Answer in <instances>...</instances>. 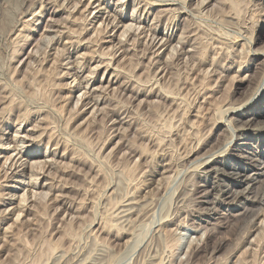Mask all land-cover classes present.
<instances>
[{"label": "rangeland", "instance_id": "1", "mask_svg": "<svg viewBox=\"0 0 264 264\" xmlns=\"http://www.w3.org/2000/svg\"><path fill=\"white\" fill-rule=\"evenodd\" d=\"M89 1L0 0V264H264V0Z\"/></svg>", "mask_w": 264, "mask_h": 264}, {"label": "bare ground", "instance_id": "2", "mask_svg": "<svg viewBox=\"0 0 264 264\" xmlns=\"http://www.w3.org/2000/svg\"><path fill=\"white\" fill-rule=\"evenodd\" d=\"M5 1H6V0H5ZM90 1H91V0H90ZM90 1H89V2H90ZM96 1H97V0H96ZM99 1H100V0H99ZM119 1H120V0H119ZM170 1H171V0H170ZM209 1H210V0H209ZM3 2H4V1H3ZM65 2H66V0H65ZM97 2H98V1H97ZM158 2H159V1H158ZM162 2H164V1H162ZM204 2H205V1H204ZM206 2H207V1H206ZM73 3H74V2H73ZM155 3H156V2H155ZM201 3H203V1H201ZM0 4H1V3H0ZM41 4H42V3H41ZM165 4H166V3H165ZM57 5H58V4H57ZM60 5H61V4H60ZM73 5H74V4H73ZM77 5H78V4H77ZM200 5H201V4H200ZM200 5H199V6H200ZM202 5H203V4H202ZM33 6H34V5H33ZM62 6H63V5H62ZM62 6H61V7H62ZM69 6H70V5H69ZM99 6H102V4H99ZM162 6H166V5H163V3H162ZM139 7H140V6H139ZM145 7H146V6H145ZM200 7H201V6H200ZM56 8H57V7H56ZM168 8H169V7H168ZM183 8H184V7H183ZM183 8H182V9H183ZM60 9H61V8H60ZM63 9H64V8H63ZM65 9H66V8H65ZM72 9H73V8H72ZM101 9H102V8H101ZM27 10H28V9H27ZM58 10H59V9H58ZM94 10H95V9H94ZM142 10H143V9H142ZM175 10H176V9H175ZM179 10H180V9H179ZM33 11H34V10H33ZM55 11L57 12L56 9H55ZM61 11H62V10H61ZM65 11H66V10H65ZM71 11H72V10H70V12H71ZM157 11H158V10H157ZM56 12H53L52 14L55 15ZM83 12H84V11H83ZM164 12H165V11H163V13H164ZM166 12H167V11H166ZM36 13H37V12H36ZM81 13H82V12H81ZM160 13H162V12H160ZM169 13H170V12H169ZM42 15H43V14H42ZM54 15H52V17H53ZM67 15H68V14H67ZM69 15H70V14H69ZM109 15H110V14H109ZM113 15H114V14H113ZM133 15H134V14H133ZM169 15H170V14H169ZM25 16H26V15H25ZM159 16H160V15H159ZM167 16H168V15H167ZM172 16H173V15H172ZM74 17H75V16H74ZM114 17H115V16H114ZM86 18H87V17H86ZM86 18H85V19H86ZM139 18H140V17H139ZM43 19H44V17H43ZM67 19H68V18L66 17L65 20H67ZM75 19H77V18H75ZM75 19H74L73 21H76ZM88 19H89V18H88ZM97 19H98V18H97ZM112 19H114V18H112ZM48 20H50V22H52V19H48ZM53 20H54V19H53ZM55 20H56V19H55ZM131 20H134V21H135V19H133V18H132ZM156 20H157V19H156ZM159 20H160V19H159ZM21 21H23V20H21ZM57 21H58V20H57ZM102 21H103V20H102ZM111 21H112V20H111ZM37 22H38V21H37ZM53 22H54V21H53ZM59 22H60V21H59ZM137 22H138V20H137ZM141 22H142V21L139 20L138 23L140 24ZM25 23H27V22H25ZM39 23H40V22H39ZM73 23H74V22H73ZM122 23H123V19L121 18V19H119V22L117 23V25L119 26V25L122 24ZM156 23H157V22H156ZM17 24H18V23H17ZM54 24H55V23H54ZM70 24H72V23H70ZM81 24H82V23H81ZM14 25H15V28H16V24H14ZM51 25H52V24H51ZM51 25H50V26H51ZM84 25H85V24H84ZM105 25H106V24H105ZM108 25H109V24H108ZM125 25H126V24H125ZM137 25H138V24H137ZM137 25H136V26H137ZM118 26H116V28H117ZM159 26H160V25H159ZM21 27H22V25H21ZM65 27H66V26H65ZM67 27H68V26H67ZM105 27H106V26H105ZM129 27H130V26H129ZM132 27H133V26H132ZM154 27H157V26H154ZM154 27H153V28H154ZM12 28H13V27H12ZM15 28H14V29H15ZM55 28H56V27H55ZM57 28H58V27H57ZM136 28H137V27H136ZM141 28H142V27H141ZM175 28H176V27H175ZM52 29H53V28H52ZM65 29H66V28H65ZM65 29H64V31H66L68 28H67L66 30H65ZM104 29H105V28H104ZM128 29H129V28H128ZM128 29H127V30H128ZM131 29H132V28H131ZM137 29H139V28H137ZM137 29H136V31H137ZM44 30H45V29H44ZM47 30H48V29H47ZM81 30H82V29H81ZM102 30H103V28H102ZM102 30H101V31H102ZM132 30H134V29H132ZM139 30H140V29H139ZM139 30H138V31H139ZM165 30H166V29H165ZM51 31H52V30H51ZM62 31H63V30H62ZM129 31H130V29H129L128 31H123V33H124V32H129ZM152 31H153V30H152ZM155 31H156V30H155ZM11 32H12V31H11ZM17 32H18V31H17ZM43 32H44V31H43ZM60 32H61V31H60ZM68 32H69V31H68ZM70 32H72V31H70ZM70 32H69V34H70ZM48 33H49V32H48ZM134 33H135V32H134ZM136 33H137V32H136ZM142 33H143V32H142ZM164 33H165V32H164ZM125 34H126V33H125ZM56 35H57V34H56ZM60 35H61V33H60ZM128 35H129V34H128ZM130 35H131V34H130ZM155 35H156V34H155ZM43 36H44V35H43ZM121 36H122V34H121ZM125 36H126V35H125ZM147 36H148V35H147ZM147 36H146V37H147ZM157 36H158V35H157ZM188 36H189V35H188ZM54 37H55V36H54ZM152 37H154V36H152ZM160 37H162V36H160ZM160 37H159V38H160ZM164 37H165V36H164ZM164 37H163V40H162V42H163V43H162V46L160 47V46L158 45L159 48H162V49H163V48H166V45L168 44V43H167V42H168V38H167V40L165 39L166 41L164 42ZM181 37H182V36H181ZM181 37H179V38H181ZM183 37H186V35L184 36V34H183ZM183 37H182V38H183ZM43 38H44V37H43ZM47 38H48V37H47ZM49 38H52V36L49 37ZM60 38H61V37H60ZM125 38H126V37L123 36L122 39H125ZM127 38H128V37H127ZM135 38H136V36H135ZM147 38H148V37H147ZM44 39H46V38H44ZM194 39H196V38H194ZM53 40H54V38H53ZM58 40H59V39H58ZM118 40H119V39H118ZM125 40H126V39H125ZM131 40H132V39H131ZM134 40L136 41L137 39H134ZM147 40H148V39H147ZM177 40L179 41V39H177ZM181 40H182V39H181ZM46 41H47V40H46ZM120 41H121V40H120ZM123 41H124V40H123ZM156 41H158V40H156ZM44 42H45V41H44ZM130 42H131V41H130ZM150 42H151V41H150ZM153 42H154V40H153ZM153 42H152V43H153ZM158 42H159V41H158ZM179 42H181V41H179ZM195 43H197V42H195ZM71 44H72V43H71ZM128 44H129V43H128ZM150 44H151V43H150ZM155 44H156V43H155ZM63 45H64V44H63ZM123 45H124V43H123ZM185 45H186V44H185ZM196 45H197V44H196ZM111 46H112V45H111ZM118 46H119V44H118ZM148 46H149V45H147V47H148ZM151 46H153V45H151ZM173 46H174V45H173ZM192 46H193V45H192ZM167 47H168V46H167ZM176 47H177V45H176ZM194 47H195V46H194ZM156 48H157V47H156ZM171 48H173V47L171 46ZM178 48H179V47H178ZM180 48H181V47H180ZM180 48H179V49H180ZM192 48H193V47H192ZM65 49H66V48H65ZM67 49H68V48H67ZM162 49H160V50H162ZM190 49H191V48H190ZM197 49H198V48H197ZM197 49H196V50H197ZM146 50H147V49H146ZM154 50H155V48H154ZM104 51H105V50H104ZM115 51H116V50H115ZM124 51H125V50H124ZM126 51H127V50H126ZM126 51H125V52H126ZM128 51H129V50H128ZM149 51H150V50H149ZM157 51H158V50H157ZM170 51H171V50H170ZM172 51H173V50H172ZM174 51H175V50H174ZM176 51H177V50H176ZM189 51H191V50H189ZM189 51H188V52H189ZM116 52H117V51H116ZM147 52H148V50H147ZM166 52H168V51H166ZM178 52H179V51H178ZM181 52H182V51H181ZM185 52H186V51H185ZM193 52H194V51H193ZM109 53H110V52H109ZM109 53H108V54H109ZM154 53L157 54L156 52H154ZM171 53H172V52H171ZM182 53H183V52H182ZM190 53H192V52H190ZM194 53H195V52H194ZM194 53H193V54H194ZM101 54L103 55V52H102ZM104 54H105V52H104ZM106 54H107V53H106ZM108 54H107V55H108ZM150 54H151V53H150ZM177 54H178V53H177ZM107 55H105V56H107ZM168 55H169V54H168ZM194 55H195V54H194ZM100 56H101V55H100ZM103 56H104V55H103ZM148 56H149V55H148ZM170 56H172V54H171ZM181 56H182V55H181ZM112 57H113V55H112ZM155 57H156V56H155ZM172 57H176V56L174 55V56H172ZM185 57H186V56H185ZM150 58H152V57H150ZM153 58H154V57H153ZM178 58H179V57H178ZM111 59H112V58H111ZM121 59H122V58H121ZM124 59H126V58H124ZM168 59H169V58H167V60H168ZM193 59H194V58H193ZM109 60H110V59H109ZM112 60H113V59H112ZM148 60H149V59H148ZM22 61H23V60H22ZM157 61H158V60H157ZM107 62H108V61H107ZM111 62H112V61H111ZM111 62H110V63H111ZM117 62H120V63H121V61H117ZM154 62H155V61H154ZM162 62H163V61H162ZM162 62H161V63H162ZM164 62H165V60H164ZM103 63H104V62H103ZM105 63H106V62H105ZM110 63H109V64H110ZM155 63H156V62H155ZM165 63H166V62H165ZM74 64H75V63H74ZM106 64H107V63H106ZM117 64H119V63H117ZM163 64H164V63H163ZM149 65H150V63H149ZM153 65H155V64H153ZM78 66H79V65H78ZM105 66H106V65H105ZM108 66H111V64L108 65ZM114 66H115V65H114ZM165 66H166V65H165ZM81 67H82V66H81ZM117 67H118V66H117ZM162 67H163V66H162ZM114 68H115V67H114ZM122 68H123V67H122ZM122 68H121V69H122ZM106 69H108V68H106ZM95 70H96V69H95ZM116 70H118V69H116ZM116 70H115V71H116ZM159 70H160V69H159ZM159 70H158V71H159ZM117 72H118V71H117ZM90 73H92V71H91ZM122 73H123V72H122ZM238 73H239V72H238ZM69 74H70V73H69ZM93 74H94V73H93ZM112 74H113V73H112ZM112 74H111V75H112ZM156 75H157V74H156ZM112 76H113V75H112ZM155 77H156V76H155ZM162 78H163V77H162ZM253 78H254V77H253ZM115 79H116V77H115ZM120 79H121V78H120ZM113 80H114V79H113ZM134 80H135V79H134ZM137 81H138V80H137ZM249 81H250V80H249ZM251 81H252V80H251ZM99 82H100V81H99ZM125 82H127V81H125ZM140 83H141V82H140ZM140 83H139V84H140ZM156 83H157V82H156ZM107 84H113V81H109V83H107ZM126 84H127V83H126ZM122 85H124V84H122ZM127 85H128V84H127ZM132 85L134 86V83H133ZM107 86H108V85H107ZM107 86H105V87H107ZM138 86H139V85H138ZM258 86H259V85H258ZM103 87H104V86H103ZM125 87H126V86H125ZM154 87H156V86H154ZM259 87H260V86H259ZM102 89H103V88H102ZM105 89H107V88H105ZM137 89H138V88H137ZM149 89H150V88H149ZM152 89H153V88H152ZM103 90H104V89H103ZM103 90H102V91H103ZM132 90H133V89H132ZM256 91H257V93L254 94V96L252 97L253 99L256 98V97L259 95V93L261 92V89L256 90ZM256 91H255V92H256ZM88 92H89V91H88ZM94 92H95V91H94ZM131 92H132V91H131ZM103 94H104V93H103ZM137 94H138V93H137ZM157 95H158V94H157ZM99 96H100V95H99ZM92 97H93V96H92ZM96 97H97V96H96ZM163 97H164V96H163ZM101 98H102V95H101ZM166 98H168V97H166ZM169 98H170V97H169ZM175 98H176V97H175ZM94 99H96V98H94ZM164 99H165V98H164ZM172 99H173V98H172ZM253 99H252V100H253ZM167 100H168V99H167ZM248 100H249V99H248ZM249 101H250V100H249ZM249 101H248V102H249ZM89 102H90V101H89ZM94 103H95V102H94ZM89 104H92V103H88V106H89ZM96 104H98V103H96ZM96 104H95V105H96ZM92 105H93V104H92ZM245 105H246V104H245ZM245 105H244V104H242V105H240V106H236V105H235L236 108L234 107V110L231 109V111H234V112H235V111H236V112H240L241 110H243L242 108H244ZM93 106H94V105H93ZM95 107H97V105H96ZM95 107H94V108H95ZM230 108H232V107H230ZM99 109H100V108H99ZM223 109H224V108H223ZM92 111H94V110H92ZM99 111H101V110H99ZM231 111H230V112H231ZM94 114H95V112H94ZM94 114H93V115H94ZM219 114H220V113H219ZM222 114H223V113H222ZM254 114H255V113H254ZM256 114H259V110L256 111ZM239 115H242V114H239ZM244 115H246V114H244ZM95 116H96V114H95ZM17 118H18V117H17ZM254 118H255V117H254ZM254 118H253V119H254ZM24 119H25V118H23V120H24ZM19 120H20V117H19ZM116 120H117V119H116ZM113 121H114V120H113ZM115 122H116V121H115ZM120 122H121V121H120ZM229 122H230V121H229ZM17 123H18V122H17ZM253 123H254V122H253V121H250V120L245 121L244 124H242V127L240 128V132H241V131H243V132H250V131H252V130L255 131V130H257V129H259V130H263V131H264V126L259 127V125L255 126V127L252 129V127H253ZM258 123H260V122H258ZM258 123H257V124H258ZM22 124H23V123H22ZM229 124H230V123H229ZM232 124H233V123H232ZM261 125H262V123H261ZM193 129H194V128H193ZM231 129H232V128H231ZM238 129H239V128H238ZM234 130H235V127H234ZM255 132H256V131H255ZM233 135H234V134H233ZM17 137H18V136H17ZM234 137H235V136H234ZM234 137H232V138H234ZM240 137H241V136H240ZM0 139H1V138H0ZM22 139H23V137H22ZM13 140H14V139H13ZM14 142H15V141H14ZM30 143H31V142H30ZM231 143H232V142H231ZM48 144H49V143H48ZM228 144H229V143H228ZM38 145H39V144H38ZM240 145H241V147H243V144H240ZM47 146H48V145H47ZM47 146H46V147H47ZM18 147H19V145H18ZM18 147H17V148H18ZM22 147H23V146H22ZM20 149H21V148H20ZM46 149H47V148H46ZM242 149H243V148H242ZM18 150H19V148H18ZM245 151H247V150H245ZM15 152H16V151H15ZM21 152H22V151H21ZM21 152L19 151L18 156L21 155ZM231 152H232V151H231ZM226 153H227V152H226ZM250 153H251V152H250ZM250 153H249V154H250ZM218 154H219V153H218ZM246 155H247V154H246ZM252 155H253V153H252ZM214 156H217V155H212V154H211L210 157L213 158ZM255 156H256V155H255ZM247 157H250V156H247ZM247 157H246V158H247ZM16 158H17V157H16ZM49 158H50V157H49ZM212 158H210V160H212ZM215 158H216V157H215ZM240 158H241V157H240ZM9 159H10V158H9ZM254 159H255V158H254ZM257 159H258V158H257ZM14 160H15V159H14ZM203 160H204V159H203ZM8 161H9V160H8ZM48 161H49V159H48ZM198 161H199V160H198ZM200 161H201V159H200ZM205 161H206V162H205ZM245 161H246V160H245ZM257 161H258V160H257ZM57 162H58V161H57ZM204 162H205V164H208V162H210V161H209V158L206 159V160H204L203 163H204ZM262 162H263V161H262ZM11 163H12V162H11ZM13 163H14V162H13ZM36 163H37V162H36ZM47 163H48V162H47ZM52 163H53V162H52ZM169 163H170V162H169ZM244 163H245V162H244ZM247 163H248V162H247ZM48 164H49V163H48ZM59 164H60V163H59ZM59 164H57V165H59ZM196 164H197V163H196ZM198 164H199V163H198ZM251 164H252V163H251ZM259 164H260V163H259ZM13 165H14V164H13ZM34 165H35V164H34ZM38 165H40V164H38ZM57 165H56V166H57ZM192 165H193V164H192ZM3 166H4V165H3ZM31 166H32V165H31ZM40 166H41V165H40ZM213 166H214V165H213ZM4 167H5V166H4ZM4 167H3V168H4ZM11 167H12V166H11ZM34 167H35V166H34ZM34 167H33V168H34ZM36 167H37V166H36ZM38 167H39V166H38ZM41 167H43V162H42V166H41ZM247 167H248V166H247ZM254 167H255V166H254ZM12 168H13V167H12ZM31 168H32V167H31ZM39 168H40V167H39ZM39 168H38V169H39ZM55 169H56V168H55ZM171 169H172V168H171ZM36 170H37V169H36ZM41 170H42V169H41ZM43 170H44V169H43ZM167 170H168V169H167ZM169 170H170V168H169ZM209 170H210V169H209ZM173 171H174V170H173ZM204 171H205V170H204ZM248 171H249V169H246V168H244V167H240V168L238 169L237 176L241 178V179H240V180H241L240 183H241L242 181L248 183L247 180H249L248 178H250V177H249L250 175H248V176L246 175V173H247ZM251 171H252V170H251ZM256 171H257V170H256ZM34 172H35V171H34ZM37 172H38V171H37ZM41 172H42V171H41ZM47 172H48V171H47ZM162 172H163V171H162ZM176 172H178V171H176ZM210 172H211V171H210ZM38 173H39V172H38ZM38 173H37V175H38ZM43 173H44V172H43ZM52 173H53V172H52ZM52 173H51V174H52ZM202 173H203V172H202ZM256 173H259V172H256ZM6 174H7V172H6ZM32 174H33V173H32ZM32 174H31V175H32ZM45 174H46V173H45ZM167 174H169V173H167ZM176 174H177V173H176ZM227 174H228V173H227ZM251 174H252V173H251ZM48 175H49V173H48ZM164 175H165V174H164ZM35 176H36V175H35ZM237 176H236V177H237ZM255 176H256V175H255ZM255 176H254V177H255ZM30 177H31V176H30ZM177 177H178V176H177ZM247 177H248V178H247ZM38 178H40V177H37V179H38ZM162 178H163V177H162ZM164 178H166V177H164ZM233 178H234V177H233ZM255 178H256V177H255ZM37 179H36V180H37ZM46 179H47V178H46ZM166 179H167V178H166ZM36 180H35V181H36ZM161 180H163V179H161ZM164 180H165V179H164ZM238 181H239V180H238ZM161 182H162V181H161ZM161 182H160V183H161ZM255 182H256V181H255ZM32 183H33V182H32ZM35 183H36V182H35ZM237 184H239V182H237ZM242 184H243V183H242ZM252 184H253V183H252ZM34 185H36V184H33V186H34ZM37 185H38V184H37ZM43 185H44V184H43ZM157 185H158V184H157ZM249 185H250V184H249ZM257 185H258V184H257ZM246 186H247V185H246ZM250 186H251V185H250ZM43 187H44V186H43ZM50 187H51V186H50ZM257 187H258V186H257ZM34 188H35V187H34ZM46 188H47V187H46ZM54 188H55V187H54ZM60 188H61V187H60ZM62 188H63V187H62ZM245 188H246V187H245ZM50 189H51V188H50ZM242 189H243V188H242ZM262 189H263V188H262ZM48 190H49V189H48ZM61 190H62V189H61ZM221 191H222V190H221ZM259 191H260V190H259ZM263 191H264V190H263ZM29 192H30V191H29ZM236 192H237V191H236ZM255 192H256V189H255ZM255 192H254V193H255ZM35 193H36V192H34L33 195H35ZM242 193H243V192H242ZM259 193L261 194V192H259ZM48 194H49V193H48ZM50 194H51V193H50ZM57 194L59 195V193H57ZM207 194H208V192H207ZM248 194H249V193H248ZM40 195H41V194L39 193V196H40ZM232 195H233V194H232ZM238 195H239V193H238ZM255 195H256V194H255ZM31 196H32V195H31ZM41 196L43 197V191H42V195H41ZM46 196H47V195H46ZM59 196H61V195H59ZM37 197H38V196H37ZM37 197H36V198H37ZM56 197H57V196H56ZM62 197H63V196H62ZM244 197H245V196H244ZM31 198H32V197H31ZM43 198H45V197H43ZM46 198H47V197H46ZM231 198H232V197H231ZM24 199H27V198H24ZM54 199H55V198H54ZM54 199H53V200H54ZM219 199H220V198H219ZM234 199H235V198H234ZM34 200H35V198H34ZM36 200H37V199H36ZM36 200H35V203H37ZM50 200H51V199H50ZM241 200H242V198H238V199H236V202H235V204H234V205L236 206L235 208H241V209H243V207H242L243 205L240 206V204H242V203H241ZM244 200H245V199H244ZM22 201H23V200H22ZM22 201H21V203H23ZM24 201H25V200H24ZM57 201H58V200H57ZM216 201H217V200H216ZM221 201H222V200H221ZM247 201H248V200H247ZM256 201H257V200H256ZM259 201H260V200H259ZM25 202H26V201H25ZM25 202H24V203H25ZM128 202H129V201H128ZM135 202H136V201H135ZM135 202H134V203H135ZM21 203H19V204H21ZM52 203H53V202H52ZM126 203H127V202H126ZM129 203H130V202H129ZM229 203H230V202H229ZM232 203H233V202H232ZM19 204H18V205H19ZM124 204H125V203H124ZM127 204H128V203H127ZM136 204H137V203H136ZM211 204H212V203H211ZM18 205H17V206H18ZM24 205H26V204H24ZM71 205H72V204H71ZM21 206H22V205H20V207H21ZM213 206H214V205H213ZM18 207H19V206H18ZM20 207H19V208H20ZM23 207H24V206H23ZM26 207H27V206H26ZM71 207H72V206H71ZM128 207H129V206H128ZM130 207H132V206L130 205ZM130 207H129V208H130ZM229 207H230V206H229ZM261 207H262V206H261ZM233 208H234V207H233ZM253 208H254V207H253ZM255 208H257V206H256ZM23 209H25V208H23ZM57 209H58V206H57ZM70 209H71V208H70ZM122 209H125V207L122 208ZM131 209H132V208H131ZM241 209H240V211H241ZM257 209H258V208H257ZM19 210H20V209H19ZM19 210H18V212H19ZM25 210H26V209H25ZM28 210H29V209H28ZM76 210H77V209H76ZM79 210H80V209H79ZM243 210H244V209H243ZM254 210H256V209H254ZM14 211H15V209H14ZM244 211H245V210H244ZM77 212H78V210H77ZM119 212H120V211H119ZM127 212H128V210H127ZM148 212H149V210H148ZM249 212H250V209H249ZM259 212H260V210H259ZM19 213H20V212H19ZM28 213H29V212H28ZM129 213H130V210H129ZM146 213H147V212H146ZM6 214H7V213H6ZM123 214H125V212H124ZM123 214H122V215H123ZM126 214H127V213H126ZM126 214H125V215H126ZM131 214H132V213H131ZM148 214H149V213H148ZM210 214H211V213H210ZM242 214H243V213H242ZM250 214H251V213H250ZM257 214H258V213H257ZM117 215H118V214H117ZM125 215H124V216H125ZM128 215H129V214H128ZM207 215H208V214H207ZM238 215H239V213H238ZM244 215H246V214H244ZM20 216H21V215H20ZM126 216H127V215H126ZM122 217H123V216H122ZM234 217H235V216H234ZM263 217H264V215H263ZM18 218H19V216H18ZM253 218H254V217H253ZM16 220H17V219H16ZM16 220H15V222H16ZM253 220H254V219H253ZM261 220H262V219H261ZM18 221H19V220H17V222H18ZM263 221H264V220H263ZM17 222H16V223H17ZM19 222H20V221H19ZM19 222H18V223H19ZM16 225H17V224H16ZM261 229H262V227H261ZM122 238H123V237H122ZM1 241H2V240H1ZM206 244H207V243H206ZM204 247H205V245H204ZM204 247H203V248H204ZM160 263H161V262H160ZM84 264H85V263H84ZM149 264H150V263H149ZM161 264H162V263H161Z\"/></svg>", "mask_w": 264, "mask_h": 264}]
</instances>
